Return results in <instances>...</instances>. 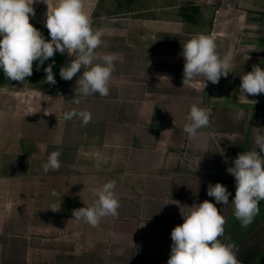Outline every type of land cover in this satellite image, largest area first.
Masks as SVG:
<instances>
[{"label":"crops","instance_id":"1","mask_svg":"<svg viewBox=\"0 0 264 264\" xmlns=\"http://www.w3.org/2000/svg\"><path fill=\"white\" fill-rule=\"evenodd\" d=\"M154 1L161 5L138 16L96 15L98 2L84 6L107 45L96 52L116 56L108 96H83L80 73L61 79L67 54L56 52L39 70L34 62L23 82L0 69V264H167L184 206L215 204L207 189L217 182L231 193L227 205H216L226 221L221 241L235 245L240 264H264V201L242 226L227 172L264 134V94L249 96L254 105L239 97L240 77L253 65L264 69V0ZM57 3L49 0V10ZM184 6L198 11L195 23L182 16ZM33 8L30 23L50 40L47 4L36 0ZM197 34L213 37L221 57L232 56L218 84L201 77L183 85L182 46ZM53 60L50 85L44 68ZM193 103L208 109L210 123L190 140L183 129ZM69 111L92 119L86 126L79 115L65 120ZM55 150L61 168L45 174ZM109 181L118 217L97 227L73 219L74 209L96 200L92 189ZM59 203L60 211L50 210Z\"/></svg>","mask_w":264,"mask_h":264},{"label":"clouds","instance_id":"2","mask_svg":"<svg viewBox=\"0 0 264 264\" xmlns=\"http://www.w3.org/2000/svg\"><path fill=\"white\" fill-rule=\"evenodd\" d=\"M36 0H0V69L9 80L23 82L33 74V64L37 70L44 62L53 58L56 52L67 54L71 59L59 70L61 79L70 81L80 73L77 88L83 96L98 93L101 97L109 95V82L115 71L116 56L99 54L98 48L104 44L101 30H94L91 18L84 11L83 0H58L49 10L47 4L45 27L50 40H46L40 30L30 23V15H35L33 4ZM184 59L183 85H189L197 78H203L212 84H218L221 77L231 72L232 56L221 57L217 52V43L209 35L197 34L182 46ZM55 61L44 68L45 82L56 83L53 66ZM82 69H86L82 72ZM239 97L242 102L254 105L256 101L249 96L264 94V69L258 64L240 77ZM79 103V100L76 101ZM79 115L86 126L92 119L87 111L65 113V120ZM189 123L184 132L190 140L197 139L199 131L209 126L207 108L193 103L186 117ZM257 150L243 151L237 155L227 172L235 178L236 191L231 203L234 215L242 226H247L259 212V203L264 201V134L253 137ZM220 154L223 155L221 149ZM59 150L52 151L42 170L58 171L61 168ZM115 181L104 183L92 189L96 200L91 206L73 210V219L97 227L104 217H118L120 208L116 197ZM53 195H56L54 192ZM207 195L215 199V204L205 200L184 206L181 211L183 223L171 231V251L167 264H240L234 251V244H225L220 237L224 235L225 218L220 214L217 204L229 203L226 186L217 182L209 183ZM177 202V201H176ZM85 203V202H84ZM179 203V202H177ZM86 205V204H85ZM53 212L61 210V203L53 204Z\"/></svg>","mask_w":264,"mask_h":264},{"label":"rangeland","instance_id":"3","mask_svg":"<svg viewBox=\"0 0 264 264\" xmlns=\"http://www.w3.org/2000/svg\"><path fill=\"white\" fill-rule=\"evenodd\" d=\"M97 2L99 3L96 15H117L129 14L138 16L139 13L150 11L154 7L161 5L154 0H83L85 4L94 7ZM181 14L188 22L195 23L198 11L192 7H182Z\"/></svg>","mask_w":264,"mask_h":264}]
</instances>
